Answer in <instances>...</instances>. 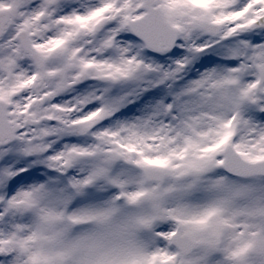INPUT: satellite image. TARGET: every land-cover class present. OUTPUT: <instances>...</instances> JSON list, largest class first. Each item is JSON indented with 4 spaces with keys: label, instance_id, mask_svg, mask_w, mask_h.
<instances>
[{
    "label": "snow or ice",
    "instance_id": "6c2138e0",
    "mask_svg": "<svg viewBox=\"0 0 264 264\" xmlns=\"http://www.w3.org/2000/svg\"><path fill=\"white\" fill-rule=\"evenodd\" d=\"M0 264H264V0H0Z\"/></svg>",
    "mask_w": 264,
    "mask_h": 264
}]
</instances>
